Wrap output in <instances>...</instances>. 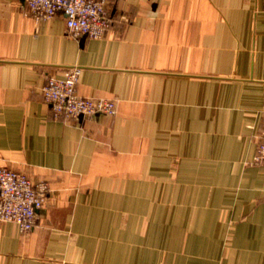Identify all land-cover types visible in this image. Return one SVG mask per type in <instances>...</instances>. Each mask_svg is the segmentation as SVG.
<instances>
[{
	"label": "crops",
	"instance_id": "crops-1",
	"mask_svg": "<svg viewBox=\"0 0 264 264\" xmlns=\"http://www.w3.org/2000/svg\"><path fill=\"white\" fill-rule=\"evenodd\" d=\"M101 39L0 0V167L51 185L0 264H264V0H108ZM113 116L53 117L72 67Z\"/></svg>",
	"mask_w": 264,
	"mask_h": 264
},
{
	"label": "built area",
	"instance_id": "built-area-1",
	"mask_svg": "<svg viewBox=\"0 0 264 264\" xmlns=\"http://www.w3.org/2000/svg\"><path fill=\"white\" fill-rule=\"evenodd\" d=\"M28 10L37 21H46L58 14L66 16L68 34L101 39L112 29L108 0H26ZM82 69L72 67L63 77L50 76L42 86L44 101L53 117L65 121L113 116L117 102L106 98L85 97L78 94ZM264 162V139L255 157ZM51 192L48 181H34L26 172L0 167V222H12L22 232H30L37 224L39 212Z\"/></svg>",
	"mask_w": 264,
	"mask_h": 264
},
{
	"label": "water",
	"instance_id": "water-1",
	"mask_svg": "<svg viewBox=\"0 0 264 264\" xmlns=\"http://www.w3.org/2000/svg\"><path fill=\"white\" fill-rule=\"evenodd\" d=\"M83 38H87L86 36H83Z\"/></svg>",
	"mask_w": 264,
	"mask_h": 264
}]
</instances>
